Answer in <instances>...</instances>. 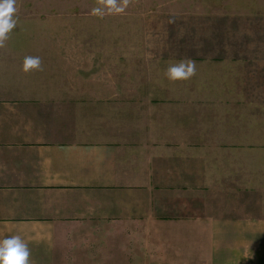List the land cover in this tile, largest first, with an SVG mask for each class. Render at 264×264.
I'll return each instance as SVG.
<instances>
[{
  "label": "crops",
  "instance_id": "obj_1",
  "mask_svg": "<svg viewBox=\"0 0 264 264\" xmlns=\"http://www.w3.org/2000/svg\"><path fill=\"white\" fill-rule=\"evenodd\" d=\"M38 38L0 48V241L19 235L30 264H264V175L235 161L251 148L205 142L264 138V58L258 83L216 66L205 131V85L144 98L110 76L119 50L98 69ZM29 55L42 70L22 72Z\"/></svg>",
  "mask_w": 264,
  "mask_h": 264
},
{
  "label": "rangeland",
  "instance_id": "obj_2",
  "mask_svg": "<svg viewBox=\"0 0 264 264\" xmlns=\"http://www.w3.org/2000/svg\"><path fill=\"white\" fill-rule=\"evenodd\" d=\"M95 6L96 0H16L13 18L17 23L8 35H38V40L44 35L58 36L54 45L62 58L88 61L83 62L86 67L93 60L98 69L107 52L102 56L96 51L119 50L123 53L118 60L121 67L116 63L118 70L113 69L110 76L116 82L118 73L119 81L142 84L144 98L151 96L158 101L165 93L174 98L182 93L145 91L143 84L147 83L163 87L169 84L172 89H179L182 83L205 85L204 99L214 102L209 101L211 107L205 108V131L215 125L216 66L225 73L224 77L219 73L220 82H229L228 72L236 73L242 68L252 74L253 82H261L264 0H134L123 13H105L103 18L91 14ZM189 59L195 65V74L170 83L166 69ZM254 92L261 100L264 90ZM241 98L238 100L243 101ZM180 106L179 103L177 107ZM224 141L250 147L251 151L238 149L235 161L246 160L252 176L264 175V138L205 140L210 145H229Z\"/></svg>",
  "mask_w": 264,
  "mask_h": 264
},
{
  "label": "clouds",
  "instance_id": "obj_3",
  "mask_svg": "<svg viewBox=\"0 0 264 264\" xmlns=\"http://www.w3.org/2000/svg\"><path fill=\"white\" fill-rule=\"evenodd\" d=\"M16 0H0V48L5 46L8 34L16 27L13 18L16 11ZM134 0H96L91 14L103 18L107 14L123 13ZM22 72L29 73L42 70L39 56H26L22 64ZM195 74V65L189 60H181L170 65L165 76L170 83L190 79ZM30 250L19 235L10 236L0 241V264H30Z\"/></svg>",
  "mask_w": 264,
  "mask_h": 264
}]
</instances>
